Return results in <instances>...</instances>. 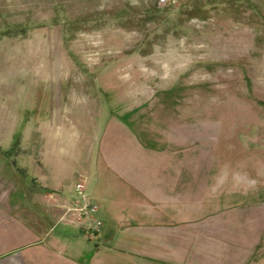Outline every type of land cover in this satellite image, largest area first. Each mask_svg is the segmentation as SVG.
<instances>
[{"label": "crops", "instance_id": "crops-1", "mask_svg": "<svg viewBox=\"0 0 264 264\" xmlns=\"http://www.w3.org/2000/svg\"><path fill=\"white\" fill-rule=\"evenodd\" d=\"M55 91L61 102L0 145V264H264V183L231 181L218 135L181 121L153 130L129 121L133 107L93 136L73 89ZM77 183L98 207L92 239L66 212Z\"/></svg>", "mask_w": 264, "mask_h": 264}, {"label": "rangeland", "instance_id": "rangeland-1", "mask_svg": "<svg viewBox=\"0 0 264 264\" xmlns=\"http://www.w3.org/2000/svg\"><path fill=\"white\" fill-rule=\"evenodd\" d=\"M67 85L90 128L133 107L153 130L196 123L218 135L231 181L264 183V0H0L1 147Z\"/></svg>", "mask_w": 264, "mask_h": 264}, {"label": "built area", "instance_id": "built-area-1", "mask_svg": "<svg viewBox=\"0 0 264 264\" xmlns=\"http://www.w3.org/2000/svg\"><path fill=\"white\" fill-rule=\"evenodd\" d=\"M199 0H156L161 7L177 8L188 2ZM75 196L71 199L70 206L66 209L72 215L71 221L81 226L85 236L89 239L96 237L102 228V223L95 217L98 207L89 196L83 183H77L74 188Z\"/></svg>", "mask_w": 264, "mask_h": 264}]
</instances>
